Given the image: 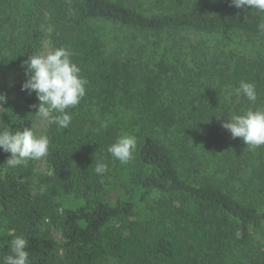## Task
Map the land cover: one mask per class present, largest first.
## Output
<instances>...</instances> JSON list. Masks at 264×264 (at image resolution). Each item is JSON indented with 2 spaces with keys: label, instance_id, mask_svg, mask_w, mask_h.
I'll return each instance as SVG.
<instances>
[{
  "label": "trees",
  "instance_id": "16d2710c",
  "mask_svg": "<svg viewBox=\"0 0 264 264\" xmlns=\"http://www.w3.org/2000/svg\"><path fill=\"white\" fill-rule=\"evenodd\" d=\"M262 19L202 0H0V130L38 120L22 65L46 38L87 81L69 127L48 123L49 173L0 149V261L22 236L30 264H264V145L222 126L264 108ZM241 81L255 102L234 94ZM123 115L145 129L127 164L107 151Z\"/></svg>",
  "mask_w": 264,
  "mask_h": 264
},
{
  "label": "clouds",
  "instance_id": "9594fccd",
  "mask_svg": "<svg viewBox=\"0 0 264 264\" xmlns=\"http://www.w3.org/2000/svg\"><path fill=\"white\" fill-rule=\"evenodd\" d=\"M236 8L251 7L264 13V0H231ZM258 29L264 32V19L258 24ZM73 53L58 47L46 54L43 52L31 54L22 65L25 67L26 81L22 90L31 94L35 92L39 101L35 114L42 121L55 124L59 128L67 129L72 115L67 109L76 107L86 95L87 81L81 76L80 67L71 59ZM239 97L243 95L248 101L257 100L255 85L241 81L233 90ZM7 102V97L0 94V108ZM231 132L232 137L241 138L247 147L264 145V108L248 109L242 114H233L222 125ZM101 127L107 128L108 123L102 122ZM137 147L134 135L124 133L110 144L107 151L121 164H127ZM0 149L11 153L6 163L9 167L25 164L27 160H39L45 157L49 150V138L37 135L31 128L10 131L0 130ZM95 173L103 178L107 173V165L96 162ZM27 240L22 236H15L10 241V254L3 257L0 264H30L29 253L26 250Z\"/></svg>",
  "mask_w": 264,
  "mask_h": 264
},
{
  "label": "rangeland",
  "instance_id": "374dc122",
  "mask_svg": "<svg viewBox=\"0 0 264 264\" xmlns=\"http://www.w3.org/2000/svg\"><path fill=\"white\" fill-rule=\"evenodd\" d=\"M202 3H206L208 5L215 6L221 9H226V10L230 8H232L233 10L239 9V8H236L234 5H232L231 0H227V1L226 0H211L210 3L208 1L202 0ZM108 29L111 31L113 35L115 34L119 35L122 38H124L125 41H128L129 39H131L130 41L135 42L136 40V38L133 36V35H136V33H133L131 30H125V28H117V27H109ZM208 38H212V37H208ZM138 39L139 40L143 39L142 34H138ZM50 51H52V47H51L49 38H46L44 40V53L46 54L47 52H50ZM123 116L124 118H117L115 120L116 121L115 124L119 127L120 131H122V134L128 133V134L134 135L137 138L145 132L144 125L141 121H139L138 118L134 119L133 117H131V115L129 116L123 115ZM47 126H48L47 121H42L40 118H38V120L34 124L29 126V128L32 127V130L37 135H45ZM197 146L199 147L200 144H197ZM198 156L202 158L203 160H205L206 162H208V164L212 162V159H216V155L211 154L210 149L206 150V148L204 147L198 148ZM27 162H30L32 164L37 175L49 173V167H48L46 156L39 160H27ZM34 189L36 192L38 190H41V191L43 190L42 188L39 189L38 184L35 185ZM52 232L55 238H57L59 241L62 240L60 231L53 228Z\"/></svg>",
  "mask_w": 264,
  "mask_h": 264
}]
</instances>
